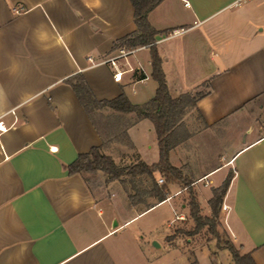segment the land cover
Returning <instances> with one entry per match:
<instances>
[{
    "label": "crops",
    "instance_id": "1",
    "mask_svg": "<svg viewBox=\"0 0 264 264\" xmlns=\"http://www.w3.org/2000/svg\"><path fill=\"white\" fill-rule=\"evenodd\" d=\"M134 12L131 0H0V264H191L190 252L196 264H214L210 243L168 239L179 183L160 202L143 193L152 184L125 180L147 175L106 181L102 170L67 168L93 147L128 170L160 159L150 119L88 112L67 82L83 75L98 100L125 93L143 105L155 96L150 46L115 45L136 30ZM148 19L160 31L172 97L205 93L186 110L188 136L170 162L193 181L204 216L212 189L234 172L220 221L242 253L264 264V0H163ZM122 49L133 51L101 63ZM91 175L104 182L88 184ZM168 204L170 214L149 216Z\"/></svg>",
    "mask_w": 264,
    "mask_h": 264
},
{
    "label": "trees",
    "instance_id": "2",
    "mask_svg": "<svg viewBox=\"0 0 264 264\" xmlns=\"http://www.w3.org/2000/svg\"><path fill=\"white\" fill-rule=\"evenodd\" d=\"M162 1L131 0L135 10L136 30L132 34L120 38L115 44L116 47L128 48L143 45L150 46L152 77L158 82V88L155 96L148 103L143 105L134 104L125 93L112 100H98L83 75L78 74L67 80L88 112L94 108L110 107L121 112H136L137 119H150L155 126L159 140V161L152 165L139 162L128 170L127 167L119 166L110 155L102 153L99 147H93L86 153H80L77 159L68 165L69 174L73 175L81 171L95 172L102 170L110 175L111 179L119 178L126 172L132 175L144 174L151 178L152 187L143 190V193L157 197L160 202L169 198L171 194L169 184L180 183L183 188L187 189L190 216L195 222V228L188 234H196L208 226L209 232L216 237L218 249L229 250L233 264H257L251 252H241L240 247L234 244L225 228H223L222 232L218 230V227L222 226L220 214L224 197L228 191L234 172L230 171L222 185L212 189L213 196L209 199L212 214L204 216L201 213L202 209L192 186L193 181L189 176L184 174L181 168L174 166L170 162V151L188 136L187 133L182 132L184 125L183 117L186 110L194 107L205 93H185L176 98L170 94L162 67V58L156 45V35L160 31L148 19L149 12ZM156 171L165 177L166 182L164 184L160 185L158 183L154 174ZM140 193V191H136L134 194H130L132 201ZM171 238V236H168V239ZM194 256V252H190L191 264H196L197 262ZM217 257L218 251L212 252L214 264H220Z\"/></svg>",
    "mask_w": 264,
    "mask_h": 264
},
{
    "label": "rangeland",
    "instance_id": "3",
    "mask_svg": "<svg viewBox=\"0 0 264 264\" xmlns=\"http://www.w3.org/2000/svg\"><path fill=\"white\" fill-rule=\"evenodd\" d=\"M200 92H203V90L200 91ZM98 171H100V170H98ZM98 171H95V172L81 171L80 173L85 172V173L93 174V173H97ZM102 173H104V174H101V175L105 176L106 181H108L109 180L108 174H106L105 172H102ZM159 178H163L164 179L163 183H159L158 182L160 185L164 184L166 182L164 176L159 175L157 177V180ZM87 180H88V184H90V185H96L98 183H103L104 182V179H101L98 175L97 176L96 175H94V176L91 175V176H89V178ZM125 180L128 181V182L132 181L133 183H135L136 186H138L141 189H143L144 187H148L147 185L151 186V184H152L151 181H146L145 178H141V177L140 178L136 177L135 179L132 178V177H128ZM128 186H129V183H128ZM180 186L182 187L181 184H180ZM172 189H173V191H175L176 187L173 186ZM182 189H184L183 190L184 192L176 196V201L175 202L177 204L176 206H177V209L179 211V214L185 215V219L178 220L176 222V224L174 225V229H173L174 234L171 237L173 238L175 236H179L181 239H184L185 237H193L199 243H203V242L208 243V244L210 243L213 246V248L216 249V251H218V255L219 256H218L217 260L220 263H222V264H233V260H232V257H231V254H230L229 250L228 249H218L217 243H216V237L212 233L209 232L208 226L204 227L200 232H198L196 234H192V235L188 234L190 231H193V229L195 228V223H194L192 217L190 216V212H184V210L182 209V205L183 204L188 205V202H189V195H188L187 189H185V188H182ZM137 191H139V190H137ZM195 194L197 196L196 191H195ZM202 198H203V195L201 196V199ZM188 208H189V205H188ZM159 211H163L164 214H166V213L170 214L171 213V208H170L169 204L165 205V206H162L158 210H155L154 212L149 214V216L152 215V214H155V213H157ZM223 228H224L223 225L219 226L218 230L220 232H222ZM184 243H185V241H184Z\"/></svg>",
    "mask_w": 264,
    "mask_h": 264
},
{
    "label": "built area",
    "instance_id": "4",
    "mask_svg": "<svg viewBox=\"0 0 264 264\" xmlns=\"http://www.w3.org/2000/svg\"><path fill=\"white\" fill-rule=\"evenodd\" d=\"M132 51L133 50H124V49H122L117 56L104 58V59L101 60V63H111L112 65H115L116 64V60L119 57H121L123 55H126V54H128V53H130ZM122 74H123V72L116 71L115 74H114L115 80H117V81L121 80ZM6 129L7 128L3 125V121H0V130L1 131H5ZM158 182L159 183H163L164 179L163 178H159ZM223 208H226V206H223ZM176 219L177 220H183V219H185V215L179 214V215L176 216Z\"/></svg>",
    "mask_w": 264,
    "mask_h": 264
}]
</instances>
